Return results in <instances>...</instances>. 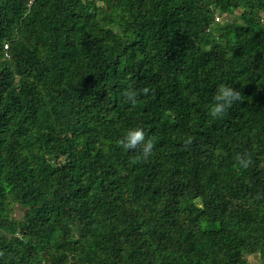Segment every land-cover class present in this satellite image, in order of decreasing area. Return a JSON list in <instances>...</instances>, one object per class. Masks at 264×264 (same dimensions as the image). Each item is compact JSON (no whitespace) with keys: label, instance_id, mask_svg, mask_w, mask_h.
<instances>
[{"label":"trees","instance_id":"16d2710c","mask_svg":"<svg viewBox=\"0 0 264 264\" xmlns=\"http://www.w3.org/2000/svg\"><path fill=\"white\" fill-rule=\"evenodd\" d=\"M220 84L241 100L213 119ZM129 87L149 89L135 107ZM137 128L146 160L118 144ZM254 254L264 261V0H0V264Z\"/></svg>","mask_w":264,"mask_h":264},{"label":"clouds","instance_id":"9594fccd","mask_svg":"<svg viewBox=\"0 0 264 264\" xmlns=\"http://www.w3.org/2000/svg\"><path fill=\"white\" fill-rule=\"evenodd\" d=\"M148 92V88L136 90L132 87H129L124 91L123 96L125 97L126 102L135 107L138 102V97L141 94L147 95ZM240 100V91H237L228 85L220 84L217 87L216 93L213 97V103L208 109L210 117L213 119L222 118L227 113L228 109L231 108L235 102ZM186 143L191 144V140H188ZM118 144L125 150L140 149L141 158L145 160L151 155L153 148V140L149 138L146 141L145 132L140 128L129 130L126 135L118 141ZM236 159L243 167H247L250 163V160L243 158L240 154H237Z\"/></svg>","mask_w":264,"mask_h":264},{"label":"rangeland","instance_id":"374dc122","mask_svg":"<svg viewBox=\"0 0 264 264\" xmlns=\"http://www.w3.org/2000/svg\"><path fill=\"white\" fill-rule=\"evenodd\" d=\"M14 212H13V216L16 218V219H19L22 217V215H24V212L25 210H23V208H21L20 206L18 205H15L14 208H13ZM248 258V261L250 263H253V264H260L262 262L260 256L258 255H252L250 257H247Z\"/></svg>","mask_w":264,"mask_h":264},{"label":"built area","instance_id":"2783aa9c","mask_svg":"<svg viewBox=\"0 0 264 264\" xmlns=\"http://www.w3.org/2000/svg\"><path fill=\"white\" fill-rule=\"evenodd\" d=\"M218 20H219V17L215 18V21H218ZM5 48H7V47L5 46ZM261 264H264V261L261 262Z\"/></svg>","mask_w":264,"mask_h":264},{"label":"crops","instance_id":"0c3cea01","mask_svg":"<svg viewBox=\"0 0 264 264\" xmlns=\"http://www.w3.org/2000/svg\"><path fill=\"white\" fill-rule=\"evenodd\" d=\"M254 255H258V254H254ZM252 256V255H251ZM250 257V256H249Z\"/></svg>","mask_w":264,"mask_h":264}]
</instances>
